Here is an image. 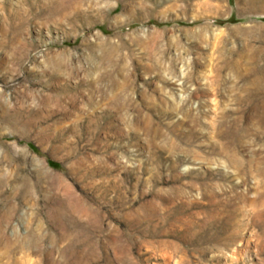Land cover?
<instances>
[{
  "label": "rangeland",
  "instance_id": "rangeland-1",
  "mask_svg": "<svg viewBox=\"0 0 264 264\" xmlns=\"http://www.w3.org/2000/svg\"><path fill=\"white\" fill-rule=\"evenodd\" d=\"M0 264H264V0H0Z\"/></svg>",
  "mask_w": 264,
  "mask_h": 264
},
{
  "label": "bare ground",
  "instance_id": "bare-ground-1",
  "mask_svg": "<svg viewBox=\"0 0 264 264\" xmlns=\"http://www.w3.org/2000/svg\"><path fill=\"white\" fill-rule=\"evenodd\" d=\"M166 254V253H165ZM166 256H168V255H166ZM169 257V256H168Z\"/></svg>",
  "mask_w": 264,
  "mask_h": 264
}]
</instances>
